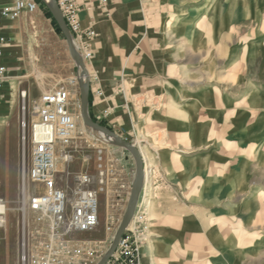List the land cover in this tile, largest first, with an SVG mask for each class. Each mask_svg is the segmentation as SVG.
Instances as JSON below:
<instances>
[{"label": "rangeland", "instance_id": "obj_1", "mask_svg": "<svg viewBox=\"0 0 264 264\" xmlns=\"http://www.w3.org/2000/svg\"><path fill=\"white\" fill-rule=\"evenodd\" d=\"M34 1V11L11 21L24 66L19 81L27 89L40 85L44 94L69 93L78 130L71 144L57 149L56 185L71 211L78 177L89 175L88 188L99 194V222L93 231L72 232L65 244L82 251L75 264H99L125 214L136 164L127 150L95 139L84 125L79 70L44 3ZM106 1L84 6L83 27L84 10L110 16ZM149 18L147 66L131 67L118 90L140 127H110L109 112L98 119L90 111L137 146L145 165L121 242L129 238L136 264H264V0H153ZM84 28L97 37L93 23ZM93 40L90 60L76 41L88 71ZM40 100L30 104L27 90L19 93L0 127V264H23L24 249L40 250L49 241L48 226L30 205L40 187L28 180Z\"/></svg>", "mask_w": 264, "mask_h": 264}, {"label": "built area", "instance_id": "obj_2", "mask_svg": "<svg viewBox=\"0 0 264 264\" xmlns=\"http://www.w3.org/2000/svg\"><path fill=\"white\" fill-rule=\"evenodd\" d=\"M89 1L57 0L79 46L81 43L85 60L93 57L91 41L95 37V31L83 27L79 13ZM100 2L105 5L107 1ZM36 8L34 0H13L12 4L0 9V91L8 79L6 65L2 62L3 46L6 43V38L2 35L4 22L17 20L24 12H32ZM70 106L69 93L65 90L44 94L37 106L38 121L33 123L31 129L33 149L28 180L40 187V191L38 189L31 197L30 205L40 215L39 221L46 223L50 235L49 241L40 250L26 252L24 249L23 264H75L82 251L76 250L72 253L66 246L65 239L72 232L93 231L99 222V194L98 191L88 188L92 183L89 175L78 177L77 199L71 211L67 209L66 193L56 185L57 149L71 144L78 130L77 118ZM23 127H26L25 122ZM108 264H136L129 238L122 240L119 251Z\"/></svg>", "mask_w": 264, "mask_h": 264}, {"label": "crops", "instance_id": "obj_3", "mask_svg": "<svg viewBox=\"0 0 264 264\" xmlns=\"http://www.w3.org/2000/svg\"><path fill=\"white\" fill-rule=\"evenodd\" d=\"M93 1L98 4V0ZM152 1L108 0L109 17L101 15L95 8L84 10L80 14L84 27L93 23L97 32V37L92 42L95 58L89 65L90 111L93 117L98 119L109 112L110 115H105L107 118L104 122L110 127L114 125L120 129H127L132 124L138 127L141 125V120L123 109V99L118 94V90L122 77L125 74L132 75L129 69L147 66L145 56L149 52L152 53L147 47L148 38L151 35L148 25L151 21L149 6L152 5ZM11 3L12 0H0V7ZM16 29L14 23L7 21L2 30L3 36L10 39L4 47V63L9 70L10 80L4 84L0 92V127L14 110L19 93L27 90L30 104L38 102L45 93L44 88L38 84H31L28 89L21 86L19 79L22 77L24 66L20 61L18 46L14 43ZM133 62L136 64L133 65ZM139 76L142 75L139 74ZM99 90L104 93L102 97L97 96Z\"/></svg>", "mask_w": 264, "mask_h": 264}, {"label": "water", "instance_id": "obj_4", "mask_svg": "<svg viewBox=\"0 0 264 264\" xmlns=\"http://www.w3.org/2000/svg\"><path fill=\"white\" fill-rule=\"evenodd\" d=\"M42 1L49 12L51 13L52 17L58 24L66 42L68 44L69 52L71 55L72 60L74 61L76 67L78 68V83L81 93V116L83 119V123L86 128L91 129L96 133H100L107 137V141L102 140L99 136L93 135V137L97 140H101L109 145L127 150L134 158L136 164V171H135V178L132 184V190L129 197L128 205L121 221V224L116 232L115 238L113 243L105 256L102 258L99 264H106L112 255L115 253L116 249L118 248L121 239L131 224V221L135 215L139 199L141 196L144 176H145V165L143 161L142 154L137 146L128 142L123 137L118 135L117 133L109 130L108 128L102 126L101 124L97 123L90 114V92H91V85H90V76L89 71L85 65L84 59L81 55L80 50L75 44V39L64 19L63 13L61 12L57 1L56 0H40Z\"/></svg>", "mask_w": 264, "mask_h": 264}, {"label": "trees", "instance_id": "obj_5", "mask_svg": "<svg viewBox=\"0 0 264 264\" xmlns=\"http://www.w3.org/2000/svg\"><path fill=\"white\" fill-rule=\"evenodd\" d=\"M42 6L44 7V10H45L46 15H47L50 19H52L53 25H54V27H55L57 33H59V34L62 35V32H61V30H60L58 24L56 23V21H55L54 18L52 17V15H51V13L49 12V10L45 7L44 4H42ZM95 121H96V119H95ZM101 124H102V123H101Z\"/></svg>", "mask_w": 264, "mask_h": 264}, {"label": "bare ground", "instance_id": "obj_6", "mask_svg": "<svg viewBox=\"0 0 264 264\" xmlns=\"http://www.w3.org/2000/svg\"><path fill=\"white\" fill-rule=\"evenodd\" d=\"M75 44H76V41H75ZM77 46V45H76ZM86 65V64H85ZM87 67V66H86ZM91 130V129H90ZM95 134L97 135V136H99V138H101L102 140H105V141H107L108 139H107V137H105L104 135H102V134H100V133H96L95 132ZM0 213H3V207L1 206L0 207ZM1 223H3V221H2V218L0 219V224Z\"/></svg>", "mask_w": 264, "mask_h": 264}]
</instances>
